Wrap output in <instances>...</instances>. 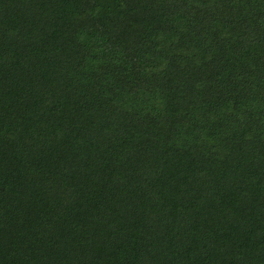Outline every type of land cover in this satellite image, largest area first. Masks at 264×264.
Returning a JSON list of instances; mask_svg holds the SVG:
<instances>
[{
    "label": "trees",
    "instance_id": "1",
    "mask_svg": "<svg viewBox=\"0 0 264 264\" xmlns=\"http://www.w3.org/2000/svg\"><path fill=\"white\" fill-rule=\"evenodd\" d=\"M0 264H264V0H0Z\"/></svg>",
    "mask_w": 264,
    "mask_h": 264
}]
</instances>
